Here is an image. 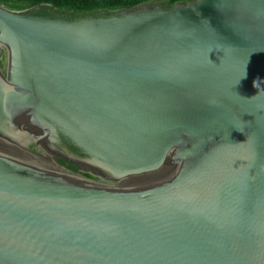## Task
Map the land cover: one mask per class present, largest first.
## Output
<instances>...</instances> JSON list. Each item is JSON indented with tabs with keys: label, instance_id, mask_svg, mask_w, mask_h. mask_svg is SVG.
<instances>
[{
	"label": "water",
	"instance_id": "95a60500",
	"mask_svg": "<svg viewBox=\"0 0 264 264\" xmlns=\"http://www.w3.org/2000/svg\"><path fill=\"white\" fill-rule=\"evenodd\" d=\"M0 264H264V0L0 4Z\"/></svg>",
	"mask_w": 264,
	"mask_h": 264
},
{
	"label": "trees",
	"instance_id": "16d2710c",
	"mask_svg": "<svg viewBox=\"0 0 264 264\" xmlns=\"http://www.w3.org/2000/svg\"><path fill=\"white\" fill-rule=\"evenodd\" d=\"M187 1L192 0H0V4L12 10H27L32 15L77 20L91 15H109L117 10L131 9L134 6L145 4H148V7H164ZM53 145L66 155L71 154L78 158L87 157L80 147L76 146L60 130L56 132ZM24 146L34 152L41 151L33 141H26ZM59 161L62 165L76 170V166L71 161L63 158H59Z\"/></svg>",
	"mask_w": 264,
	"mask_h": 264
},
{
	"label": "rangeland",
	"instance_id": "374dc122",
	"mask_svg": "<svg viewBox=\"0 0 264 264\" xmlns=\"http://www.w3.org/2000/svg\"><path fill=\"white\" fill-rule=\"evenodd\" d=\"M140 6H149L148 4H145V5H140Z\"/></svg>",
	"mask_w": 264,
	"mask_h": 264
},
{
	"label": "flooded vegetation",
	"instance_id": "af4514ba",
	"mask_svg": "<svg viewBox=\"0 0 264 264\" xmlns=\"http://www.w3.org/2000/svg\"><path fill=\"white\" fill-rule=\"evenodd\" d=\"M55 139H56V137H55Z\"/></svg>",
	"mask_w": 264,
	"mask_h": 264
}]
</instances>
